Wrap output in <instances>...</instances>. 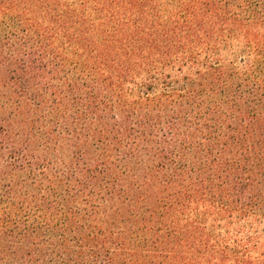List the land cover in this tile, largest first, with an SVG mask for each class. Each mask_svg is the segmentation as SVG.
I'll list each match as a JSON object with an SVG mask.
<instances>
[{"label":"trees","instance_id":"trees-1","mask_svg":"<svg viewBox=\"0 0 264 264\" xmlns=\"http://www.w3.org/2000/svg\"><path fill=\"white\" fill-rule=\"evenodd\" d=\"M0 264H264V0H0Z\"/></svg>","mask_w":264,"mask_h":264}]
</instances>
